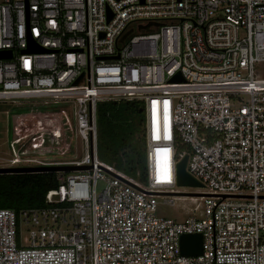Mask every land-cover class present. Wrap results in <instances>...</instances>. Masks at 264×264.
Returning <instances> with one entry per match:
<instances>
[{
	"label": "built area",
	"instance_id": "2783aa9c",
	"mask_svg": "<svg viewBox=\"0 0 264 264\" xmlns=\"http://www.w3.org/2000/svg\"><path fill=\"white\" fill-rule=\"evenodd\" d=\"M29 40L44 51L25 52ZM5 51L0 102L72 103L83 151L20 157L62 139L59 120L30 111L40 116L12 137L9 168L89 169L56 173L45 208L0 209V264H264V0H0ZM120 102L142 104L143 181L98 159V108ZM179 143L208 190L203 217L182 222L156 213V196L182 197L169 195L183 193ZM194 234L202 253L181 255Z\"/></svg>",
	"mask_w": 264,
	"mask_h": 264
},
{
	"label": "trees",
	"instance_id": "16d2710c",
	"mask_svg": "<svg viewBox=\"0 0 264 264\" xmlns=\"http://www.w3.org/2000/svg\"><path fill=\"white\" fill-rule=\"evenodd\" d=\"M142 115L137 102L102 104L98 108L97 144L98 154L106 156L108 162L118 164L121 168L119 171L134 177L137 170H144V178L145 132ZM111 121L114 124H110ZM188 152L187 146L177 144L176 159ZM57 186L56 173L0 175V209L12 210L17 214L24 210L45 208L47 192Z\"/></svg>",
	"mask_w": 264,
	"mask_h": 264
},
{
	"label": "rangeland",
	"instance_id": "374dc122",
	"mask_svg": "<svg viewBox=\"0 0 264 264\" xmlns=\"http://www.w3.org/2000/svg\"><path fill=\"white\" fill-rule=\"evenodd\" d=\"M142 106V104H140ZM36 113H43L50 119L59 120L62 129V139L55 145L49 142L46 145V150L50 153L45 154L40 149L22 148L19 152V156L25 159H38L43 162H64L71 160H79L83 156L82 144L76 135V125L74 120V105L72 103L55 102L52 99H29L19 101H1L0 102V167L9 168L11 156L10 142L13 136L21 134L22 125L25 123H31L35 118L40 116ZM144 118V114L142 115ZM114 122V120H113ZM112 121L110 122L113 123ZM109 124V125H110ZM114 124V123H113ZM23 144V143H22ZM22 144H16L15 149L19 150ZM31 144V142H29ZM98 159L107 163L108 166L121 169L116 163H110L107 161L106 156L102 157L98 154ZM146 168V158H144ZM144 165V164H143ZM40 167L35 164L20 163L13 165V167ZM143 167V166H142ZM141 167V168H142ZM33 168V167H32ZM121 172V171H120ZM144 170H137L135 178L139 181H143ZM141 174V177H137V174ZM104 188V184L99 182L97 185V192L100 193ZM175 191H180L188 194H201L208 193V190H198L193 188H179L175 187ZM166 196H156L157 202V216L160 218L172 219L176 222H182L188 217L202 218L203 200L198 197H181L174 201V205L166 204ZM195 199V200H192ZM197 206V211L194 208ZM25 244L27 243L25 241Z\"/></svg>",
	"mask_w": 264,
	"mask_h": 264
},
{
	"label": "water",
	"instance_id": "95a60500",
	"mask_svg": "<svg viewBox=\"0 0 264 264\" xmlns=\"http://www.w3.org/2000/svg\"><path fill=\"white\" fill-rule=\"evenodd\" d=\"M44 50L39 46L33 44V41L29 40V47L27 49V53H41ZM11 58V52L5 51L0 52V60H6ZM118 59V55L114 58ZM182 79L179 74H177L171 82L178 83L181 82ZM79 82V79L75 82V85ZM188 154H184L175 164V184L176 187L179 188H193L198 190L205 189V186L191 176L187 170V161ZM88 167H75V166H54V167H39V168H6L0 167V175L6 174H31V173H69L78 170H87ZM168 195V194H163ZM169 195H178L182 197H199L203 196V194H188V193H179V194H169ZM180 251L181 255L188 257H196L202 253V239L198 234L194 235H184L180 238Z\"/></svg>",
	"mask_w": 264,
	"mask_h": 264
},
{
	"label": "bare ground",
	"instance_id": "6f19581e",
	"mask_svg": "<svg viewBox=\"0 0 264 264\" xmlns=\"http://www.w3.org/2000/svg\"><path fill=\"white\" fill-rule=\"evenodd\" d=\"M165 162L167 163V158L165 159ZM104 163V162H103ZM104 164H106V163H104ZM107 165V164H106ZM125 174V173H124ZM131 177V176H130ZM157 179H158V181H160L161 182V177H157Z\"/></svg>",
	"mask_w": 264,
	"mask_h": 264
}]
</instances>
